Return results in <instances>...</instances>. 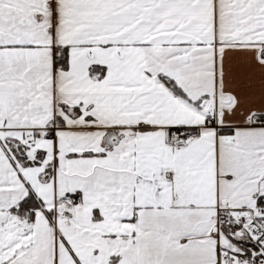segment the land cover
I'll return each mask as SVG.
<instances>
[{
  "label": "snow or ice",
  "instance_id": "snow-or-ice-1",
  "mask_svg": "<svg viewBox=\"0 0 264 264\" xmlns=\"http://www.w3.org/2000/svg\"><path fill=\"white\" fill-rule=\"evenodd\" d=\"M0 264H264V0H0Z\"/></svg>",
  "mask_w": 264,
  "mask_h": 264
}]
</instances>
